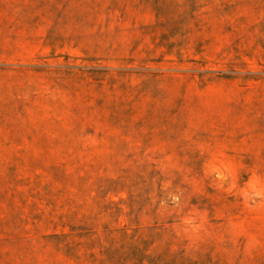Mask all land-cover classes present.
<instances>
[{
	"label": "rangeland",
	"instance_id": "obj_1",
	"mask_svg": "<svg viewBox=\"0 0 264 264\" xmlns=\"http://www.w3.org/2000/svg\"><path fill=\"white\" fill-rule=\"evenodd\" d=\"M0 264H264V0H0Z\"/></svg>",
	"mask_w": 264,
	"mask_h": 264
}]
</instances>
